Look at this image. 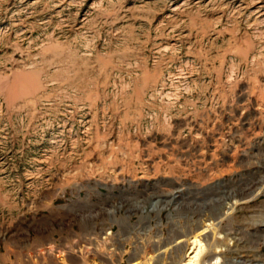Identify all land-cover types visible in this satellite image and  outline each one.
I'll use <instances>...</instances> for the list:
<instances>
[{
    "label": "rangeland",
    "instance_id": "obj_1",
    "mask_svg": "<svg viewBox=\"0 0 264 264\" xmlns=\"http://www.w3.org/2000/svg\"><path fill=\"white\" fill-rule=\"evenodd\" d=\"M0 264H264V0H0Z\"/></svg>",
    "mask_w": 264,
    "mask_h": 264
}]
</instances>
